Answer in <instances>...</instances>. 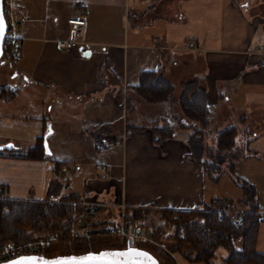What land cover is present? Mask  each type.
I'll return each instance as SVG.
<instances>
[{
  "label": "crops",
  "instance_id": "crops-1",
  "mask_svg": "<svg viewBox=\"0 0 264 264\" xmlns=\"http://www.w3.org/2000/svg\"><path fill=\"white\" fill-rule=\"evenodd\" d=\"M10 1L20 25L17 57L0 66V146L12 143L0 149L5 197L46 199L58 181L59 197L74 192L106 207L190 210L215 197L237 202L243 189L236 180L245 179L264 208V0ZM81 11L83 51L59 48L67 18ZM144 69L173 84L167 100L140 95ZM194 78L206 90L208 136L237 128L240 157L218 182L186 142L196 122L178 100ZM165 121L184 127L158 143L153 126ZM40 135L48 152L25 157ZM112 140L107 150L96 146ZM261 220L256 248L264 252Z\"/></svg>",
  "mask_w": 264,
  "mask_h": 264
},
{
  "label": "trees",
  "instance_id": "trees-1",
  "mask_svg": "<svg viewBox=\"0 0 264 264\" xmlns=\"http://www.w3.org/2000/svg\"><path fill=\"white\" fill-rule=\"evenodd\" d=\"M3 57L6 56V46L3 47ZM17 54L12 56L14 60ZM137 90L140 95L151 102L167 100L173 90V84L162 77L158 70L144 69L139 76ZM183 91L178 103L180 110L189 121L195 125L188 126L186 142L190 149V156L201 163L214 182H218L222 173L231 169L234 161L239 159L240 150L236 145L237 128L233 125L226 127L216 134L212 143L208 141V132L204 130L210 109L206 100V90L200 85V80L194 78L183 85ZM183 125L175 126L167 121L153 126L156 142L160 143L171 138L175 130ZM45 136L37 137L34 146L25 153V157L41 159L46 153ZM115 140L110 141L114 143ZM58 162L56 166H59ZM55 166V168H56ZM243 189V196L237 201L224 197H215L201 209L174 210L169 208L157 209L159 218L150 221L139 217L137 211L143 208H126L124 217L129 230L146 228L150 234L160 239L165 232V224L173 226V238L176 245L172 251H182L187 244L190 252L188 259L204 264H264V252L256 248V241L262 220L253 212L259 209L257 202L258 191L255 185L245 179L236 180ZM63 184L52 182L46 199L32 198H0V249L6 241L15 243L28 242L46 236L57 234L58 242H72L75 254L88 251H98L96 245L107 243L99 239V235L111 236L119 240L117 248H124L127 238L119 234L110 233L105 227L106 222L119 219L121 212L116 207H99L96 214H92L83 205L73 204L74 200H82L74 192L61 195V202L49 203L48 199H57ZM57 189L56 192H53ZM242 207L248 212L241 216L239 222H234L232 215L224 209ZM148 209L144 208V211ZM78 217H83L82 224L76 234L72 226ZM161 220V221H160ZM164 223H161V222ZM116 222V221H115ZM161 223V224H160ZM242 238L240 248L236 243ZM145 241H140L139 246ZM50 248V247H49ZM46 251L48 256L50 250ZM225 250L218 254V250Z\"/></svg>",
  "mask_w": 264,
  "mask_h": 264
},
{
  "label": "built area",
  "instance_id": "built-area-1",
  "mask_svg": "<svg viewBox=\"0 0 264 264\" xmlns=\"http://www.w3.org/2000/svg\"><path fill=\"white\" fill-rule=\"evenodd\" d=\"M4 15L7 22V31L5 34L4 44L9 46V56L12 57L17 54L19 48V39L17 30L20 25V19L16 16L13 5L10 0H4ZM67 24L69 25V34L65 38H61L57 41L59 48L61 49H73L79 48L83 51L85 43V30L87 26V18L84 12L75 13L67 18ZM192 45V44H191ZM261 65L264 66V56L261 60ZM113 143H104L101 141L96 142V146L99 149L107 150ZM102 177H108V172L104 166L101 167ZM120 180L121 178H117ZM0 198H6L0 190ZM59 201V199H48V202ZM90 213L96 214L99 207H106L107 204L101 201H88L82 200L79 201ZM124 204H119L117 206L125 207ZM224 212L231 214L234 222H239L241 216L248 212V210L237 207L235 209H224ZM260 219L264 218V208L257 209L253 211ZM124 215V214H123ZM78 223L82 222L81 217L76 219ZM105 227L109 230L110 233L120 234L127 237V246H136L140 240H146L150 238V231L146 228H138L135 231H129L124 222L123 216L120 215L118 221H108L105 224ZM58 239L57 234L51 233L45 237L37 239L32 243L26 245H19L12 242L4 243L3 247L0 249V262L9 260L15 256L22 254H37L44 255V251L48 245ZM242 238L238 237L236 243L238 248H240Z\"/></svg>",
  "mask_w": 264,
  "mask_h": 264
},
{
  "label": "rangeland",
  "instance_id": "rangeland-1",
  "mask_svg": "<svg viewBox=\"0 0 264 264\" xmlns=\"http://www.w3.org/2000/svg\"><path fill=\"white\" fill-rule=\"evenodd\" d=\"M5 46H6V56L5 57L2 56V58L0 59V66H2V64H5V63L9 64L11 62V59H12V57L9 56L10 55L9 54V46L7 44ZM191 80H193V79H191ZM176 87H178V86H176ZM183 88L184 87H182L181 93L183 91ZM175 90H177V89H175ZM215 136H216V132H213L211 136L210 135L208 136L209 143H212L213 138ZM237 139H238V141H240L241 137L239 136ZM117 178H119V177H117ZM60 197L58 195L56 198L59 199V201H55V202H61L62 199ZM79 201L80 200H77V201L74 200L72 202H73V204L78 205ZM123 206H125V207H122V208L120 206H117V207L119 208L121 215L123 216L124 222L126 224V220H125V217L123 214L125 213L127 206L125 204ZM145 209H148V211H146V210L144 211V208L137 211V213H138L137 215L139 217L146 219L145 222L150 221V218L156 219V218L160 217L159 212L157 211V208H150L149 207V208H145ZM81 218H83V217H81ZM118 220H119L118 218L115 219V221H118ZM161 223H164V222L162 221ZM81 224H82V222L78 223L77 220L74 221L73 226H72V231L74 232L73 234H76L78 232L77 228H79V226ZM164 226H165V229H164L165 232L163 233V235L160 236V239H156L151 235L150 238H148L146 240H140V241H145L143 243V245L139 246V242H140L139 241L136 246L144 248V249L148 250L149 252H151L158 259L159 264H204L203 262H196V261H192V260L188 259L187 253L190 252V249L187 248L188 247L187 244L184 245V248L182 249V251H177V250L172 251L171 246L176 245V240H174V238H173L174 229H173V226H171L169 224H165ZM80 231L83 232V229H80ZM129 231H133V230H129ZM121 236H124V235H121ZM42 237H45V236H39L38 238L31 240V241H28V242H21V243H15L13 241H6V242H12V243L19 244V245L23 246V245H26L28 243H32L33 241L40 239ZM98 237H100L99 239H101V240L109 241V242L102 243L101 241H99L100 245H96L95 246L96 248L115 249L118 247L117 242H119V240L117 238H114L111 236H104L102 234L99 235ZM6 242H4V243H6ZM4 243H3V245H4ZM71 243L72 242H69V241L59 243L58 239H56L55 241L51 242L48 245V247L44 251V256H46L45 253L49 247H50L49 248L50 252L48 253L49 254L48 256H58V255H66V254L73 253L74 249L72 248ZM3 245H2V247H3ZM125 247H127V244ZM224 251L225 250H223V249H219L218 254L223 253Z\"/></svg>",
  "mask_w": 264,
  "mask_h": 264
},
{
  "label": "snow or ice",
  "instance_id": "snow-or-ice-1",
  "mask_svg": "<svg viewBox=\"0 0 264 264\" xmlns=\"http://www.w3.org/2000/svg\"><path fill=\"white\" fill-rule=\"evenodd\" d=\"M4 20L0 16V36L4 32ZM147 253L136 248L129 247L126 251L100 252L98 255L89 253L81 257H70L66 259L44 260L37 257H21L16 261H9V264H140V258L146 257Z\"/></svg>",
  "mask_w": 264,
  "mask_h": 264
},
{
  "label": "water",
  "instance_id": "water-1",
  "mask_svg": "<svg viewBox=\"0 0 264 264\" xmlns=\"http://www.w3.org/2000/svg\"><path fill=\"white\" fill-rule=\"evenodd\" d=\"M3 6H4V0H0V16L3 17L4 25H5L3 35L0 36V59L3 55V46H4L5 34L7 31V22H6V18L4 15ZM44 144H45L46 152H48L46 141L44 142ZM5 147H12V143L4 144L3 146H0V149L5 148ZM129 247L136 248L137 250L141 252L147 253L146 257L140 258V264H159L158 259L151 252H149L148 250L144 248L138 247V246H127L125 248H115V249H101L98 251H88V252L81 253V254L70 253V254L58 255V256H42V255H37V254H23V255L13 257L9 260L0 262V264H9V261H16V260H19L21 257H37V258H43L44 260L51 261V260H57V259H66L70 257H81L89 253L98 255L100 252L126 251ZM25 264H31V262H25Z\"/></svg>",
  "mask_w": 264,
  "mask_h": 264
}]
</instances>
